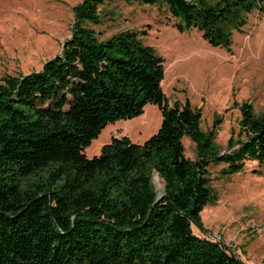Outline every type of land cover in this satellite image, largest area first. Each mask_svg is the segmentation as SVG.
<instances>
[{
  "label": "trees",
  "instance_id": "obj_1",
  "mask_svg": "<svg viewBox=\"0 0 264 264\" xmlns=\"http://www.w3.org/2000/svg\"><path fill=\"white\" fill-rule=\"evenodd\" d=\"M73 9L71 34L40 69L0 82V264H249L219 240L201 237V211L216 201L207 169L264 164V111L242 106L239 133L214 151L215 128L200 129L201 111L169 104L164 58L142 42L145 31L99 39V6ZM164 4L174 27L196 29L212 47L229 49L234 24L264 14V0H125ZM147 104L161 113L143 143L113 137L91 158L85 149L109 124L138 117ZM197 146L185 156L183 137ZM163 189L157 193L153 177Z\"/></svg>",
  "mask_w": 264,
  "mask_h": 264
},
{
  "label": "rangeland",
  "instance_id": "obj_2",
  "mask_svg": "<svg viewBox=\"0 0 264 264\" xmlns=\"http://www.w3.org/2000/svg\"><path fill=\"white\" fill-rule=\"evenodd\" d=\"M81 1L0 0V82L7 74L38 70L60 53L71 34L73 9ZM98 10L100 23L85 26L101 40L124 30L145 31L142 42L164 58L161 87L169 104L188 100L201 111V131L206 134L215 128L214 151H227L231 136L234 141L243 139L239 122L244 103L256 116L264 111V14L249 13L242 31L228 25L225 32H231L232 44L227 50L210 46L196 29L178 31L162 3L113 0ZM160 124L159 109L147 104L138 117L107 125L85 154L97 155L102 145L122 135L143 143ZM183 145L185 156L195 159L197 146L186 136ZM224 168V164L209 165L207 176L216 201L201 211L200 226L193 223L191 228L201 237L222 241L240 260L264 264V164L248 161L232 174ZM153 183L160 194L163 183L157 175Z\"/></svg>",
  "mask_w": 264,
  "mask_h": 264
},
{
  "label": "crops",
  "instance_id": "obj_3",
  "mask_svg": "<svg viewBox=\"0 0 264 264\" xmlns=\"http://www.w3.org/2000/svg\"><path fill=\"white\" fill-rule=\"evenodd\" d=\"M102 147V146H101ZM101 149V148H100ZM100 151V150H99Z\"/></svg>",
  "mask_w": 264,
  "mask_h": 264
},
{
  "label": "water",
  "instance_id": "obj_4",
  "mask_svg": "<svg viewBox=\"0 0 264 264\" xmlns=\"http://www.w3.org/2000/svg\"><path fill=\"white\" fill-rule=\"evenodd\" d=\"M63 45H64V43H63Z\"/></svg>",
  "mask_w": 264,
  "mask_h": 264
}]
</instances>
